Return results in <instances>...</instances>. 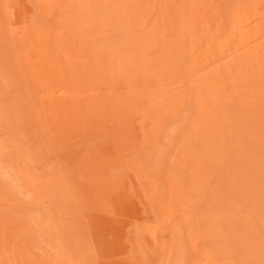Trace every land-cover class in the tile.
I'll return each instance as SVG.
<instances>
[{
	"label": "rangeland",
	"instance_id": "1",
	"mask_svg": "<svg viewBox=\"0 0 264 264\" xmlns=\"http://www.w3.org/2000/svg\"><path fill=\"white\" fill-rule=\"evenodd\" d=\"M263 13L0 0V264H264Z\"/></svg>",
	"mask_w": 264,
	"mask_h": 264
},
{
	"label": "bare ground",
	"instance_id": "2",
	"mask_svg": "<svg viewBox=\"0 0 264 264\" xmlns=\"http://www.w3.org/2000/svg\"><path fill=\"white\" fill-rule=\"evenodd\" d=\"M192 2V1H191ZM184 7V6H183ZM185 8V7H184ZM197 9V8H196ZM264 14V13H263ZM13 23H14V21L13 22H11V24L13 25ZM244 23V22H243ZM201 24V23H200ZM223 28V27H222ZM248 28V27H247ZM215 29V28H214ZM196 31V30H195ZM257 31V30H256ZM258 31H260V30H258ZM258 33V32H257ZM27 30H26V28H24V30L22 29L21 30V37L22 38H24V37H26L27 36ZM241 34V33H240ZM243 35H245V34H243ZM264 35V34H263ZM260 37V36H259ZM258 37V38H259ZM205 39V38H204ZM249 39V38H248ZM257 39V38H256ZM211 40V39H210ZM249 42V41H248ZM262 43V42H261ZM202 45V44H201ZM258 45H259V43H258ZM244 47V46H243ZM257 47V46H256ZM239 49V48H238ZM259 49H260V47H259ZM250 50V49H249ZM258 50V49H257ZM254 51V50H253ZM122 52V51H121ZM246 52V51H245ZM252 53V52H251ZM248 54V53H247ZM252 55V54H251ZM145 56V55H144ZM158 56V55H157ZM222 56V55H221ZM253 57V56H252ZM118 58V57H117ZM240 58V57H239ZM202 59V58H201ZM253 59H255V58H253ZM30 63H32V66L34 65V64H36V63H34L33 61H31ZM228 65V64H227ZM149 67V66H148ZM147 67V68H148ZM240 67V66H239ZM254 67V66H253ZM254 69V68H253ZM252 69V70H253ZM249 71V70H248ZM243 74V73H242ZM207 75V74H206ZM235 77V76H234ZM252 77V76H251ZM213 78V77H212ZM253 78V77H252ZM244 86V85H243ZM104 92V91H103ZM199 93V92H198ZM233 94V93H232ZM110 97V96H109ZM120 100V99H119ZM252 103V102H251ZM158 104V103H157ZM113 105V104H112ZM117 105V104H116ZM231 106V105H230ZM232 110V109H231ZM224 115V114H223ZM224 128V127H223ZM246 155V154H245ZM213 158V157H212ZM242 172H244V171H242ZM194 174V173H193ZM56 176V175H55ZM53 180V179H52ZM62 182V181H61ZM58 183V182H57ZM56 183V184H57ZM63 184V183H62ZM57 186V185H56ZM63 186V185H62ZM224 186V185H223ZM64 187V186H63ZM68 190V189H67ZM258 190V189H257ZM219 191V190H218ZM260 191V190H259ZM79 192V191H78ZM232 193V192H231ZM262 194V193H261ZM250 196V195H249ZM251 197V196H250ZM162 203V202H161ZM58 224V223H57ZM64 224V223H63ZM59 226V225H58ZM148 228V227H147ZM196 237V236H195ZM264 240V239H263Z\"/></svg>",
	"mask_w": 264,
	"mask_h": 264
}]
</instances>
